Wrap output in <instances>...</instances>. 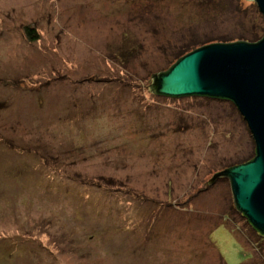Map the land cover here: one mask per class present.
<instances>
[{"label": "rangeland", "instance_id": "obj_1", "mask_svg": "<svg viewBox=\"0 0 264 264\" xmlns=\"http://www.w3.org/2000/svg\"><path fill=\"white\" fill-rule=\"evenodd\" d=\"M263 35L246 0H0V264H264L229 179L205 185L253 155L242 116L149 87Z\"/></svg>", "mask_w": 264, "mask_h": 264}, {"label": "water", "instance_id": "obj_2", "mask_svg": "<svg viewBox=\"0 0 264 264\" xmlns=\"http://www.w3.org/2000/svg\"><path fill=\"white\" fill-rule=\"evenodd\" d=\"M246 1H254L264 18V0ZM150 80L152 94L221 99L236 107L253 139L255 156L214 174L205 185L228 178L237 211L264 237V35L252 44L203 46Z\"/></svg>", "mask_w": 264, "mask_h": 264}, {"label": "trees", "instance_id": "obj_3", "mask_svg": "<svg viewBox=\"0 0 264 264\" xmlns=\"http://www.w3.org/2000/svg\"><path fill=\"white\" fill-rule=\"evenodd\" d=\"M251 2H254V1H251ZM28 34H30L31 35V32H29ZM262 39V38H261ZM261 39H259V40H252L251 38H248V39H243V38H240V40H237V39H232V40H229V39H220V40H208V41H206V42H202V43H198V42H193V45H190V46H187L186 48H184L183 50H181V52L180 53H178V56H177V60L175 61V63L178 61V60H180L181 58H183L184 56H186V55H188V54H190L191 52H193V51H195V50H197V49H199V48H202L203 46H207V45H211V44H230V43H235V42H246V43H256V42H258V41H260ZM244 40H247V41H244ZM174 63V64H175ZM173 64V65H174ZM172 65V66H173ZM171 66V67H172ZM170 67V68H171ZM169 68V69H170ZM168 69V70H169ZM168 70H166V71H168ZM165 71V72H166ZM191 97H199V96H191ZM212 99V98H211ZM214 100H221V99H214ZM223 101V100H222ZM254 156H255V146H254V149H253V155H251L249 158H247L245 161H243L242 163H238V164H236V165H234V166H237V165H241V164H244V163H247V162H249V161H251L253 158H254ZM234 166H232V167H234ZM236 207V206H235ZM240 213V212H239ZM242 215V214H241ZM244 217V216H243ZM245 218V217H244ZM246 219V218H245ZM247 220V219H246ZM247 222H248V220H247ZM248 224H249V222H248ZM250 225V224H249ZM251 226V225H250ZM252 227V226H251ZM252 229L258 234V232L252 227ZM238 234V233H237ZM259 235V234H258ZM261 237H263V236H261Z\"/></svg>", "mask_w": 264, "mask_h": 264}]
</instances>
